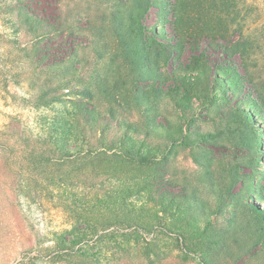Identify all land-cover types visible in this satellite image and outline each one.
I'll use <instances>...</instances> for the list:
<instances>
[{
  "label": "rangeland",
  "instance_id": "374dc122",
  "mask_svg": "<svg viewBox=\"0 0 264 264\" xmlns=\"http://www.w3.org/2000/svg\"><path fill=\"white\" fill-rule=\"evenodd\" d=\"M173 1L0 0V129L13 124L27 136L47 135L53 122L72 119L86 79H107L93 89V103L80 104L104 114L115 108L104 91L126 87L135 76L130 89L155 107L144 116L133 108L125 115L129 122L118 120L123 127L107 136L156 156L147 168L116 169L107 158L105 175L80 172L81 163L66 166L64 181L56 178L40 191L20 168L23 158L12 157L8 168L0 166V264H264V219L256 220L264 213V0L217 4L226 32L215 44L234 55L215 46L206 62L188 45L178 52L152 40L144 44L155 34L165 37L162 43L172 38ZM141 4L147 12L136 20ZM30 15L51 24L58 58H67L49 72L38 74L21 56L32 43ZM132 23L143 34L125 50L121 38ZM210 41L203 39L201 48ZM70 43L74 57H67ZM144 60L150 67L140 81L136 69ZM220 66L229 72L216 80ZM173 73L185 80H169ZM57 78L71 81L78 93L65 87L59 102L34 108L45 83ZM157 87L177 92V102L153 96ZM128 127L137 131V143L124 133Z\"/></svg>",
  "mask_w": 264,
  "mask_h": 264
},
{
  "label": "trees",
  "instance_id": "16d2710c",
  "mask_svg": "<svg viewBox=\"0 0 264 264\" xmlns=\"http://www.w3.org/2000/svg\"><path fill=\"white\" fill-rule=\"evenodd\" d=\"M136 1V4H140L141 2V0ZM219 3H221V6L225 7L224 0H174L170 2L173 16V21L171 22L173 31L172 38H166L165 43H162L159 39L165 37L155 34L153 37L152 35L147 36L144 44L152 40L153 43L158 44L162 48H171L178 52L182 50L183 44L188 45L194 52L196 51V54H198L204 62L209 59L207 57L208 54H206L207 51L212 47L218 46V48L222 50L221 52L223 55L231 58L234 55V50L215 44L217 38L224 39V37H220V35L226 32L222 23V15L215 9ZM146 12V6L144 7L143 5L142 7V4L138 5L135 9V19L143 18ZM124 17L125 14L122 12V19ZM129 20L132 22L134 21L132 16H130ZM123 22L126 23L125 18ZM27 23L30 25L29 34H31L32 43L29 47L21 50V56L24 58L25 64H28L27 67H35V70L39 69L36 70L38 74H41L43 71L49 72L65 63L67 58L63 60H59L61 58H58L62 54L60 53L61 45L59 39L56 37V31L51 29V24L43 19L34 18L31 15ZM132 25H134V23L131 24L129 31L127 33L125 32L121 38V42L126 44L125 50L137 46L135 43H137L143 34L144 27L138 25L134 28ZM126 28L125 25H122V31L126 30ZM116 30L120 31L119 27L116 28ZM134 32H136L135 35ZM133 36H135V41L133 44H130V39ZM201 39L202 41L203 39L211 40L208 42L207 48H201ZM68 47L69 53L67 57H74L77 51L76 45L70 43ZM126 55V62L132 64L130 63L131 60H128V54ZM144 56H142V53L140 54V57ZM41 63L44 64L42 65ZM149 67L150 66L145 60L141 64L138 63L136 71L140 81L145 79L146 74H144V72L146 69H149ZM228 72V68L220 66L217 70L216 80L220 78V76H218L219 74L222 73L224 75L228 74ZM130 77L128 76V79L125 81V84H129L126 85V87H119L118 85L113 87V89H106L104 91V95L107 96L106 102L109 101L111 105L115 106V108L109 106L104 114L95 107L88 110L82 109L83 107L80 106V104L85 103V100L87 103H93V101H95L96 97L94 96L95 92H93V89H97V87L100 86L99 84H107V79L101 77L97 79L98 82H91L89 79L84 80L85 88L76 96L79 100H77V105H74L75 112L72 114V119L53 122L48 128L47 135L43 136V134H41L38 138H34L32 135L27 136L28 133L20 125L8 124L4 126L0 129V157H4L6 160L0 162V166L8 168L11 163H13V159L11 158L20 155L23 158L20 168L28 171L30 176L38 182L39 186H37V190L40 191L42 189L41 185L44 183L50 186L54 185L56 178H58L60 182L64 181L65 176L63 175L65 172H62V169L66 166H72L73 168L78 163H81L80 167L78 165L80 172L83 171L85 174H95L98 172L100 173L99 175H105L107 158L114 162L116 169H119V166L122 164L137 168H147L156 164V156H153L151 153L146 154L142 147L135 148L126 146L124 139L115 145L113 141H111V138L108 139L107 136L108 129L123 127V124L119 123L118 120H124V124L129 122L125 118V115L129 116L128 113L133 112L134 109L138 115L144 116L148 114L151 107H155L152 100H147L148 92L144 86L139 88L147 102L143 103V100H139L140 97L136 94V89H130V85L133 83L135 76H133V81H131L132 76ZM162 77L163 81L168 80L165 76H158L157 79L161 81ZM170 79H174L175 81L185 80L177 73H173L169 77V80ZM227 81L232 82V80ZM70 84L71 81L68 82L64 79L60 80V78L51 82H46L44 89L40 95L36 97L33 104L34 108H48L51 104L59 102L63 90L66 89L65 87H70L68 93L72 95L73 93L74 95L78 93V91H74V89L71 88ZM218 85L219 84H215L214 86L218 87ZM159 89L161 88L157 87V89L153 91V96H157L161 100L167 98L170 103L177 102V92L171 90L165 92V90ZM109 90L110 93H108ZM200 93L201 92H199V94ZM236 93L237 92L234 90L231 92L233 97H236ZM196 95L198 94L196 93ZM131 98L136 102L135 104L128 102ZM114 119H116L117 122H113ZM147 131L148 130H146V132ZM129 132L130 128L128 127L125 129L124 133L137 143V131L133 130ZM54 159H57V162H55ZM62 176L63 178H61ZM99 203L100 199H96V207ZM96 210L97 208L95 211ZM263 219L264 213L261 212L256 220L260 221ZM182 245L184 246L183 242Z\"/></svg>",
  "mask_w": 264,
  "mask_h": 264
}]
</instances>
